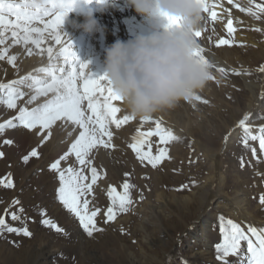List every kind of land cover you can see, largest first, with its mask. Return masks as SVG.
I'll list each match as a JSON object with an SVG mask.
<instances>
[{
    "label": "rangeland",
    "instance_id": "374dc122",
    "mask_svg": "<svg viewBox=\"0 0 264 264\" xmlns=\"http://www.w3.org/2000/svg\"><path fill=\"white\" fill-rule=\"evenodd\" d=\"M255 2L260 3L261 0ZM235 4L246 8L248 0H234L231 5L233 26L236 28L238 40L234 37L231 47H220L218 57L221 65L217 66L225 68L228 74L222 76L212 70L216 80H209L206 86L197 92L202 98L200 101L180 100L173 107L153 114L152 119L147 122L135 117L120 128H116L114 124L110 125L114 147L99 146L92 150L90 158L102 179L94 186L92 196L95 199L90 207H99L101 212L106 211L111 203L107 195L109 186L122 192L121 185L125 180L135 185L131 189L134 203L130 211L119 214L115 221L108 223H104L106 217L102 215L96 218L97 226L103 231L95 232L92 237L83 231L78 219L57 200L58 174L49 169L52 162L68 151L73 140L79 135L78 127L58 121L51 129L50 138L43 144L38 129L28 130L19 125L0 135V151L5 153L4 157L0 158V178L11 173L15 185L12 189L0 187V216H4L10 225L22 227L19 221H12L10 215L5 213V209L11 213L22 207V217H27L25 222L32 233L31 237L7 232L0 235V264H37L40 258L28 255L26 250L37 248L42 243L47 244L46 252L52 251L55 254L48 260L49 264H124L132 254H136L138 264H182L181 258L190 264L194 259L189 254L190 250L201 252L204 249L200 243L194 244L192 239L188 240L184 233L194 225L195 220L193 217L177 213L169 221L170 224H164L157 210V205L162 203L159 192L165 188L167 199L172 205L175 208L183 207L187 193L205 183L207 178L217 176V168L213 165L215 154L219 155L217 162L227 181L224 189H221L215 180L214 186L218 185L219 195L210 205V214L205 216L209 222L207 237L211 254L204 253L205 257H201L200 261L202 264H221L216 258L215 250V245L222 239L217 217L222 215L232 219L245 227V230L249 225L258 230L264 228V205L259 202L260 195L264 194V153L260 152L258 142L249 141L251 147L257 148V155L253 157L250 148H245L241 143L242 132L236 127L238 121L251 109L254 113L250 119L253 132L264 124V119L260 118L264 117V73L258 71L259 67L264 65V14L257 20L246 12H241ZM253 10L255 11L254 5ZM68 25L69 21L65 20L61 29ZM256 28L261 31H256ZM62 32L65 33V30ZM5 37L0 51L6 48L8 55H16V49L20 47L27 53L23 44H13L10 32L5 33ZM49 40L41 47L47 48ZM86 40V51L81 62L87 63V71L90 73L96 59L91 48L92 36L88 35ZM28 47L34 50L35 55L40 52L34 45ZM44 56L46 53L40 57ZM16 66L14 68L7 62V56L0 60V83L6 84L17 78L23 64L17 59ZM8 68L10 72L6 71ZM102 68L105 70L104 63ZM233 69L239 71L240 75H235ZM242 75L246 76L247 82L242 79ZM246 83L255 86L253 92L247 89ZM21 90L25 93L31 92L24 86H21ZM3 98L4 95L1 94L0 101ZM28 98V95H25L22 100L17 101V109H8L0 102V123L12 119ZM44 99L41 97L36 103ZM203 100L208 103H203ZM36 103L27 107H35ZM113 103L120 108L118 118L130 115L123 102ZM251 104L253 107H250ZM157 119L162 122L163 127L171 129L181 139L168 145L170 159L164 160L154 169L146 161L141 164L129 144L133 142L132 137L136 135L137 129L147 132L155 127L153 121ZM14 122L18 124V121ZM228 132L230 135L225 142L224 137ZM44 134H47V130ZM5 139L12 140L13 144L5 145ZM158 139L155 136L150 138L153 154H156ZM34 148L39 152V157H31L27 164L23 163L22 157ZM143 150L148 151L147 144ZM241 158L244 160L243 168ZM70 164L76 168L80 167L74 155L67 162L61 161L62 168ZM125 173L130 175L125 176ZM86 174L90 176L87 170ZM183 185L188 187L183 188ZM141 194L143 199L140 198ZM243 197L250 199V206L248 214L238 218L234 211L230 212L229 203ZM14 199H18L20 204L13 205ZM41 209L46 210L47 217L54 219L69 236L42 225ZM181 235L185 236L183 248L177 250L175 257L170 261L169 257L176 249ZM16 254L21 256L19 262ZM227 259L229 264H240L238 257L230 256Z\"/></svg>",
    "mask_w": 264,
    "mask_h": 264
},
{
    "label": "snow or ice",
    "instance_id": "6c2138e0",
    "mask_svg": "<svg viewBox=\"0 0 264 264\" xmlns=\"http://www.w3.org/2000/svg\"><path fill=\"white\" fill-rule=\"evenodd\" d=\"M198 2L202 5L203 13L208 14V19L216 22L218 14L215 10L210 11V8L214 9L219 0L212 4H209V0H198ZM228 4L232 5L233 0H228ZM234 6L257 20H260L264 14V0H261L260 3H256L255 0H248V7L246 8L239 4ZM71 10L72 0H42V2H38V0H19V2L0 0V45L5 43V33L10 32L13 37V44H23L28 55L33 54V49L28 45H34L40 49L38 54L46 53L48 57L47 66L34 70L43 73V76L33 75L29 72L6 84L0 83V92H3L4 95L0 102L4 103L8 109H17V101L22 100L25 95L29 97L25 104L18 108L17 114L12 119L0 123V135H3L7 129H15L19 125L28 130L38 129V135L41 136V143L43 144L50 138L51 129L58 121L68 122L80 129L79 135L73 140L68 151L52 162L49 169L58 174L57 200L78 219L83 231L92 237L95 232L103 231L97 226L96 218L99 215L106 217L104 223H108L115 221L119 214L130 211V207L134 203L131 189L135 185L125 180L121 185L122 192L109 186L107 195L111 203L106 211L101 212L99 207H90L95 199L92 196L94 186L99 179H102V175L93 166V161L90 158L91 152L99 146L114 147L112 144L113 132L109 126L114 124L116 128H120L135 117L123 115L122 118H118L117 113L120 112V108L113 102H123V98L114 91L106 76H94L87 71V64L76 58L72 51L71 41L66 39L67 34L61 31L62 25ZM225 12L229 13V18H227L224 27L227 35L232 39L218 38L216 40L217 47L222 45L231 47L234 43L233 34L236 28L233 26L230 10L225 9ZM167 20L169 26L180 24V19L177 17L169 16ZM203 20H205L204 16ZM255 30L261 31L259 28ZM203 31L204 28L202 27L194 31L193 35L196 40L201 37ZM48 39H51L53 44L47 48H42L41 45ZM204 53L205 49L198 43L194 55L211 69L209 80H216L212 70L219 72L222 76L228 74L225 68L217 67L211 63ZM6 56L7 62L16 68L17 56L8 55V49L5 48L0 51V60H4ZM61 60L63 64L60 63ZM17 71H19L18 68ZM258 71L264 73V65H261ZM232 72L235 75H240V72L235 69ZM216 82L220 83V81ZM20 86L29 88L31 92L25 93ZM41 97L45 99L36 103ZM201 99L199 94L194 93L186 100L200 101ZM202 102L208 103L207 100ZM33 103H36L35 107H27ZM250 117L251 113H245L236 127L240 128L242 132L241 143L245 148H250L253 157H256L257 148L251 147L249 141L258 142L260 152L264 153V124L260 125L254 133ZM260 118L264 119V117ZM151 119V117H142L141 121L147 122ZM14 121H18V124ZM153 123L155 127L147 132L137 129L129 147L136 153L141 164L146 161L155 169L164 160L170 159L168 145L179 142L181 138L176 136L171 129L163 127L160 120H154ZM45 130H47L46 135L44 134ZM68 134L71 135V132ZM229 135L230 133L225 135V142H227ZM153 136L159 138L156 154L152 153L150 142V138ZM104 137L107 139L105 140ZM3 143L12 145L13 141L5 139ZM145 144L148 145V151L143 150ZM4 155L5 153L0 151V158H3ZM39 155L37 149L34 148L22 157V161L27 164L31 157L38 158ZM73 155L80 167L76 168L70 164L62 168L61 161L67 162ZM241 167H244L243 158H241ZM86 170L90 172V176L86 174ZM129 175V173H125V176ZM0 187L7 189L15 187L11 173L0 178ZM182 187L188 186L183 185ZM140 198L143 199L142 194ZM259 202L264 205V194L260 195ZM12 204L19 205L20 201L14 199ZM23 212L22 207L11 213L5 209V213L10 215L12 221H19L23 226L14 227L5 220L4 216H0V235L7 232L31 237L32 233L25 222L27 217H22ZM40 215L42 225L66 237L69 236V233L60 227L54 219L47 217L46 210L41 209ZM217 219L222 239L220 243L215 245V250L216 258L221 261V264H229L227 258L230 256L238 257L240 264H264V228L258 230L249 225L245 230V227H242L240 223L222 215ZM169 260L171 261V257ZM181 261L182 264H187V261L182 258Z\"/></svg>",
    "mask_w": 264,
    "mask_h": 264
},
{
    "label": "clouds",
    "instance_id": "9594fccd",
    "mask_svg": "<svg viewBox=\"0 0 264 264\" xmlns=\"http://www.w3.org/2000/svg\"><path fill=\"white\" fill-rule=\"evenodd\" d=\"M115 2L98 0L102 11ZM128 2L150 22L151 31L113 42L105 52V76L130 115L151 117L199 92L209 81L211 69L194 55L198 41L193 33L202 27V5L198 0ZM169 16L179 18L180 24L169 26ZM81 26L90 34L101 27L91 12Z\"/></svg>",
    "mask_w": 264,
    "mask_h": 264
},
{
    "label": "bare ground",
    "instance_id": "6f19581e",
    "mask_svg": "<svg viewBox=\"0 0 264 264\" xmlns=\"http://www.w3.org/2000/svg\"><path fill=\"white\" fill-rule=\"evenodd\" d=\"M40 1V0H39ZM234 1V0H233ZM216 0H209V4L215 3ZM225 9L230 10L231 18H233V13L231 10V5L228 4V0H219L218 5L211 10H215L218 14V19L216 22H212L208 19V14L203 13L205 20L201 22L202 32L201 37L197 38L198 43L205 49L206 58L216 66H220L219 62V52L220 47L216 46V40L220 37H229L226 32L224 24L227 18H229V13L225 12ZM93 13L95 18L99 21L100 31L90 34L81 26L84 23L85 16L89 13ZM69 21L67 27H63L67 34L66 39H69L72 44V51L75 53L76 58L81 62L82 57L85 53V44L87 42L86 37L88 35L92 36L91 48L93 50V56L96 59V63L93 64V71L90 72L96 77L105 76V70L102 65L105 60L106 49L117 40L127 41L132 39L138 34H146L151 31V24L144 17L140 16L135 9L129 4L128 0H116L115 4L109 7L107 10H101L98 0H75L73 9L68 13L66 19ZM235 40H238L237 33L233 34ZM53 41L50 39L47 41V47L52 45ZM16 55L18 61L22 62L23 67H21L20 74H17L18 79L20 76H24L31 72L33 75L43 76V73L35 72L34 70L48 65L47 54L44 57L41 55L33 54L28 55L20 47L16 49ZM63 64V61H60ZM10 72V69H6ZM242 79L246 82L248 81L246 76L242 75ZM103 82V81H102ZM21 87V86H20ZM246 87L250 92H253L255 86L251 83H246ZM3 92H0V95ZM250 107H253L252 104ZM251 109V108H250ZM250 119L254 116L251 112ZM229 134V132H228ZM223 149V146H222ZM218 154H215L213 158V165L217 168V176L207 178L205 183L194 188L191 193H187L184 198V206L175 208L172 203L167 199V190L163 188L159 192L160 203L157 205L158 215L161 217L164 224H170V220L180 213L182 216H190L194 218V225L186 230L184 233L188 240L192 239L194 244L200 243L203 246L201 252L190 250L189 254L194 259L190 264H202L200 261L201 257H205L204 253H210L209 240L207 237L209 222L205 219V216L210 214V205L217 200L219 195L218 185L214 186L215 180L220 184L221 189L226 186L227 178L220 171V165L217 162ZM213 189L215 193L213 194ZM248 197L239 198L236 202H230V212L234 211L236 217H244L248 214L249 209ZM185 236H180L176 249L171 253V259L176 255L177 250L183 248V243L185 241ZM47 244L42 243L37 248H27V254L32 257L36 256L40 259L37 264H49L48 260L53 258L55 255L52 251L46 252ZM211 254V253H210ZM15 255V254H14ZM214 256V255H213ZM21 256L16 254V259L18 262L21 260ZM128 260L124 261V264H138L136 261V254H132ZM25 263V261H24ZM169 264V263H168Z\"/></svg>",
    "mask_w": 264,
    "mask_h": 264
}]
</instances>
